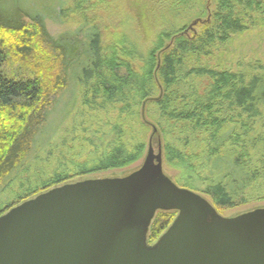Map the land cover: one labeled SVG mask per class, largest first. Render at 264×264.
<instances>
[{
    "label": "trees",
    "instance_id": "trees-1",
    "mask_svg": "<svg viewBox=\"0 0 264 264\" xmlns=\"http://www.w3.org/2000/svg\"><path fill=\"white\" fill-rule=\"evenodd\" d=\"M42 1L0 0V195L15 197L0 216L77 179L137 168L157 134L164 171L219 214L264 203V65L201 64L264 25L235 15L264 16L261 2L216 0L212 23L190 37L206 0H124L117 28L86 16L101 0H61L58 19L75 29L55 38ZM11 61L30 76L7 73ZM204 77L213 84L200 94ZM176 215L156 213L150 244Z\"/></svg>",
    "mask_w": 264,
    "mask_h": 264
},
{
    "label": "water",
    "instance_id": "water-1",
    "mask_svg": "<svg viewBox=\"0 0 264 264\" xmlns=\"http://www.w3.org/2000/svg\"><path fill=\"white\" fill-rule=\"evenodd\" d=\"M160 211L177 216L151 246ZM0 264H264V208L222 216L166 175L151 139L131 174L66 184L1 215Z\"/></svg>",
    "mask_w": 264,
    "mask_h": 264
},
{
    "label": "rangeland",
    "instance_id": "rangeland-1",
    "mask_svg": "<svg viewBox=\"0 0 264 264\" xmlns=\"http://www.w3.org/2000/svg\"><path fill=\"white\" fill-rule=\"evenodd\" d=\"M64 1L66 3H68L69 1L72 2V0L69 1L64 0ZM123 1L124 0H101L100 2L101 6L99 7L98 5L93 7L92 2L90 1L89 6L92 7L91 9H89L86 16L88 17V19H90V22H96L97 24H104V25H108L109 23H111L115 25L114 26L115 28H117L119 22L124 20L123 18L124 15L120 12ZM256 1L261 2L264 5V0H256ZM93 2L95 1L93 0ZM37 5L40 10H44L42 15L45 17L49 34L52 37L59 38L61 35L67 34V32L75 29L72 25L74 22L72 18L66 19L65 23L62 21V19L61 21L60 19H58L56 6L61 5V0H44L38 3ZM113 6H116L118 9L116 11V16L114 17V20L112 19L111 16L112 13L110 12ZM54 7L55 9H53ZM205 8H206L205 17L199 20L197 19L193 20L190 23L189 25L190 31H188L190 37L191 36L195 37L199 35L201 32H203L204 26L206 24L212 23V17L217 9L216 0H206ZM262 10H264V6L260 8V11ZM235 15L240 18H246L252 16L253 19H255L258 22L264 19V16L258 15L257 13L248 12L245 7H238L236 9ZM249 30H250L249 32H246L242 35H234L233 38L227 43L224 44L219 43L218 49H213L211 56L201 57V64L208 67L211 70H218L217 68H221V66L222 68L236 69L239 63L247 65V67L249 66L258 67L259 65H264V25H261L260 27L258 26L253 27V25H249ZM5 70L7 71V73L19 77L30 76V73L24 71L21 68V65L18 64L17 62L11 61V64H9V66H6ZM196 83L198 85L200 94H204L207 91H209V89L213 84V81L208 77H204L197 79ZM71 97L72 95L70 94L69 98ZM62 99L66 101L67 96H64ZM61 102H63V100H61ZM159 142H160V136L158 134L154 135L152 137V146L156 154L158 151ZM142 163L133 170H124V171L113 172L108 174H97L94 176H90L89 178L77 179L75 180L76 182L74 183L85 181L88 179L125 177L131 174L133 171L137 170L142 165ZM165 173L169 178H171L172 180L174 179L173 178L174 175L171 172L165 171ZM174 182L177 186L181 187L180 184H178L176 181ZM14 198H15L14 196L11 197V195L10 194L7 195V193L0 195V213L5 211L13 204L15 200ZM260 208H264V203H260V202L253 203L250 204L249 206L226 212L222 216L228 218L236 217L241 214ZM155 243L156 242L150 244L148 242V244L151 246L154 245Z\"/></svg>",
    "mask_w": 264,
    "mask_h": 264
}]
</instances>
